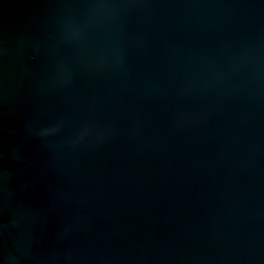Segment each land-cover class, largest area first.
<instances>
[{
  "label": "water",
  "instance_id": "1",
  "mask_svg": "<svg viewBox=\"0 0 264 264\" xmlns=\"http://www.w3.org/2000/svg\"><path fill=\"white\" fill-rule=\"evenodd\" d=\"M0 264H264V0H0Z\"/></svg>",
  "mask_w": 264,
  "mask_h": 264
}]
</instances>
